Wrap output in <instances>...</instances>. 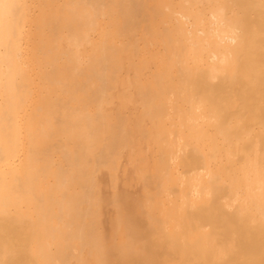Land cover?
Masks as SVG:
<instances>
[{
	"label": "bare ground",
	"instance_id": "6f19581e",
	"mask_svg": "<svg viewBox=\"0 0 264 264\" xmlns=\"http://www.w3.org/2000/svg\"><path fill=\"white\" fill-rule=\"evenodd\" d=\"M46 1L0 0V264H264V0Z\"/></svg>",
	"mask_w": 264,
	"mask_h": 264
},
{
	"label": "rangeland",
	"instance_id": "374dc122",
	"mask_svg": "<svg viewBox=\"0 0 264 264\" xmlns=\"http://www.w3.org/2000/svg\"><path fill=\"white\" fill-rule=\"evenodd\" d=\"M35 0H28V6H29V4H30V6H31V10H30V12H31V16L33 17V16H35V14L37 15L38 13H39V11L41 10H37V8L39 9L40 8V5H42L43 3L42 2H44V4H45V1L46 0H43V1H41V0H36L35 2H34ZM49 1V0H48ZM48 1H46L47 3H49ZM53 1V0H52ZM55 1V3L56 4H59V3H62V0H60L59 1V3H58V0L56 1V0H54ZM42 3V4H41ZM52 4H53V2H51ZM32 4V5H31ZM37 4H40L39 6L37 5ZM34 5V6H33ZM35 5H36V7H35ZM54 5L55 4H53L52 6L54 7ZM58 6V5H57ZM56 5H55V7H57ZM42 7H43V5H42ZM44 7H46V6H44ZM43 7V8H44ZM30 8V7H29ZM34 8L37 10V11H34ZM42 8V9H43ZM35 13V14H34ZM34 14V15H33ZM26 27H27V29L29 30V25L27 26L26 25ZM26 27H25V29H26ZM33 27V30H32V28H31V30H32V32L33 31H35L34 29V26H32ZM28 30H25L26 32H28ZM30 32V31H29ZM26 42V41H25ZM25 42L23 43V46H22V48H23V50L25 51L26 49L28 50V46H27V48H26V46L25 45H27V44H25ZM25 47V48H24ZM26 50V51H27ZM29 108V110L31 109V107H28ZM16 161V163L18 162V159H16L15 160ZM130 168V167H129ZM125 169H127V161H126V159H123L122 160V162H121V167H120V171H119V178H118V191L119 192H121V193H126V194H129V195H131V196H136L137 194L139 195V193H140V190H141V187L139 186V185H132V186H129V185H127V182H128V179H129V173H128V175H125V173H124V171H125ZM128 170H130V169H128ZM127 172H129V171H127ZM131 172V171H130ZM131 175V174H130ZM104 177V176H103ZM105 178V182L107 183V181H108V178L105 176L104 177ZM130 181V180H129ZM104 190H103V192H104V195L105 196H109L110 195V193H111V191H110V189L108 188V187H106L105 186V188H103ZM106 190V191H105Z\"/></svg>",
	"mask_w": 264,
	"mask_h": 264
}]
</instances>
